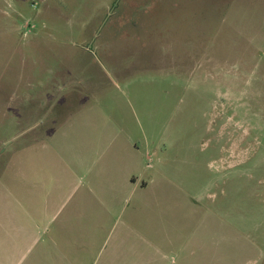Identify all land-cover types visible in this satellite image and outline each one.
Returning a JSON list of instances; mask_svg holds the SVG:
<instances>
[{"label": "rangeland", "instance_id": "374dc122", "mask_svg": "<svg viewBox=\"0 0 264 264\" xmlns=\"http://www.w3.org/2000/svg\"><path fill=\"white\" fill-rule=\"evenodd\" d=\"M53 230L70 264H264V0H0V260Z\"/></svg>", "mask_w": 264, "mask_h": 264}, {"label": "crops", "instance_id": "0c3cea01", "mask_svg": "<svg viewBox=\"0 0 264 264\" xmlns=\"http://www.w3.org/2000/svg\"><path fill=\"white\" fill-rule=\"evenodd\" d=\"M130 183L134 186L137 183V178L135 176H132L130 178ZM146 183L142 182L141 186L144 187ZM46 235L47 239L46 241L43 240L45 238H41L40 239V245L37 246L36 244L34 245L32 242H30L29 245H27V254H29V256L24 260V261H20V260H0V264H70L73 261L71 260H64V259H57V260H46L44 258H50L53 257L57 252H63L66 250V240L62 241V236L59 235L58 233H56L54 230L51 231V233H49V231L47 232ZM30 241H34V239L31 237L29 238ZM36 239V238H35ZM37 241V239H36ZM74 242V240H73ZM51 244L52 245V249H46L45 246L47 244ZM33 246L35 247L36 251H34L35 253H33L32 249ZM76 247H73L71 250H74ZM87 249V247H86ZM87 251V250H86ZM81 264H109L108 262L105 263H100L99 260H94L91 263H84L82 260H80ZM137 264V262H134ZM111 264H115V263H111ZM119 264H128V263H124L121 262Z\"/></svg>", "mask_w": 264, "mask_h": 264}]
</instances>
